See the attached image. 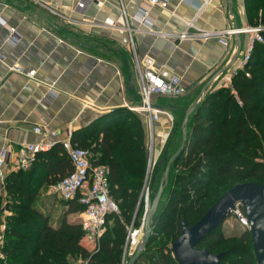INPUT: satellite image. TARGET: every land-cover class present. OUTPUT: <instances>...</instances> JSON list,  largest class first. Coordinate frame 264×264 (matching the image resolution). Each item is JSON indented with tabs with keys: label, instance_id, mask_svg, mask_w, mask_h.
<instances>
[{
	"label": "crops",
	"instance_id": "obj_1",
	"mask_svg": "<svg viewBox=\"0 0 264 264\" xmlns=\"http://www.w3.org/2000/svg\"><path fill=\"white\" fill-rule=\"evenodd\" d=\"M79 1L0 0V149L38 143L34 127L62 135L68 128L74 132L88 127L112 110L137 108L141 98L136 61L145 57L176 75L185 89L178 97H151L153 108L160 111L157 128L162 134L167 115L173 122V116L183 121L198 97L223 85L224 78L239 68L250 42L249 34H238L225 49L216 39L175 37L188 23L203 32L223 31L230 19L237 28L253 26L247 22L244 0H231L232 17L227 0H212L200 13L197 0H168L166 8L149 0H86L78 9ZM142 10L148 13V25L140 22ZM11 29L16 41L10 40ZM238 45L240 53L228 67ZM133 113L145 136L146 116ZM170 147L167 157L180 145L172 151ZM42 200L45 206L52 202ZM39 211L58 227L66 207L61 206L55 220L44 208ZM79 218V213L69 214L66 221L79 224Z\"/></svg>",
	"mask_w": 264,
	"mask_h": 264
},
{
	"label": "trees",
	"instance_id": "obj_2",
	"mask_svg": "<svg viewBox=\"0 0 264 264\" xmlns=\"http://www.w3.org/2000/svg\"><path fill=\"white\" fill-rule=\"evenodd\" d=\"M244 2L247 22L264 25V0ZM72 142L92 153V164L106 168L109 195L119 215L107 216L99 248L93 252L82 242L80 225L66 221L67 215L83 210L76 199L64 203L66 211L58 227H53L49 218L34 208L40 190L57 184L72 170L68 157L55 145L38 154L30 170L10 173L3 187L0 186V227L4 222L3 211L12 213L4 222L0 264H72L74 260L86 264H122L127 224L133 221L147 177L148 158L141 122L128 109L112 110L88 127L72 132ZM169 157L163 158V168L157 166L160 175ZM214 180L232 181L229 189L244 182L264 186V44H255L244 71H238L232 78L230 88L206 93L192 113L184 151L170 167L163 192L168 191V196L164 203H159L153 235L135 264H178L170 246L180 234L181 222L192 226L215 203L188 225L193 207L200 201L193 202L190 193L203 197ZM188 202L175 216L178 205L183 208ZM142 208L143 205L139 209L144 213ZM110 220L116 233V239L111 240L106 232ZM135 225L138 226L136 219ZM218 230L197 247L212 253L214 244H206L216 239ZM159 236L165 237L164 243L152 248ZM249 240L251 249L247 250L244 264H257L251 235ZM219 253L223 254L221 264L226 263L229 252Z\"/></svg>",
	"mask_w": 264,
	"mask_h": 264
},
{
	"label": "built area",
	"instance_id": "obj_3",
	"mask_svg": "<svg viewBox=\"0 0 264 264\" xmlns=\"http://www.w3.org/2000/svg\"><path fill=\"white\" fill-rule=\"evenodd\" d=\"M85 1L86 0H80L77 4V8L83 9ZM197 1L199 2L198 13H200L212 0ZM149 3L151 5L160 6L161 8H166L168 0H149ZM139 15L140 22L147 24L148 13L142 10ZM190 29H196L193 23H188L186 30L175 37L179 40L192 38V36L193 38L202 40L216 39L219 44L226 49L229 47V39L232 36L238 34L250 35V42L239 60V68L233 70L224 78L225 84H229L228 86H231V80L238 71H244L246 64L250 60L255 44H264V25L261 23L254 26L237 28L230 19L229 28L223 31L203 32L196 29L192 35ZM14 33L15 30L11 29V41H16ZM0 60H2L1 56ZM136 70L141 101L137 108L127 107V109L131 112L141 113L146 116L147 132L145 135V148L147 158H149L147 177L143 189L144 206H146V203L150 199L149 195L151 192L148 189L149 174L153 172L159 162L156 160L155 156L158 154L159 158H163V153L170 144L174 130L173 118L167 115L168 125L163 129L164 132H162V130V134H159L160 129L159 127L157 128V126L160 111L153 108L151 97L154 95L178 97L185 93V89L181 86L180 79L176 75L165 68L156 67L153 61L148 57L143 58L140 62L138 60L136 61ZM33 75L34 72L28 73V76L32 77ZM245 76L248 78L250 77L247 72H245ZM231 94L234 96L236 95L233 89H231ZM237 103L241 105L238 99ZM33 132L40 137L38 143L21 144L17 150H11L8 145L0 149V186L3 187L4 181L10 173L30 170L36 162L38 154L48 152L55 145H59L68 157L72 170L57 184L51 186V191L56 194L60 200L69 202L76 199L83 207L79 219V225L83 233L82 242L90 247V251L94 252L98 250L100 239L105 231L107 216L119 215L118 207L109 195L106 168L101 165L92 164V153L89 150L73 144L72 131L70 128L64 130L62 135L57 131L46 130L40 127H34ZM9 163L11 166L8 171L7 166ZM234 213L238 216L243 225L249 226L243 214L239 212L238 206L235 208ZM127 229L129 230L127 244L129 249H131V247H135L139 243V238L142 236V224L139 229L133 230L132 223ZM4 230L5 223L3 222L0 227V245L3 242ZM83 264L86 263L83 262Z\"/></svg>",
	"mask_w": 264,
	"mask_h": 264
},
{
	"label": "water",
	"instance_id": "obj_4",
	"mask_svg": "<svg viewBox=\"0 0 264 264\" xmlns=\"http://www.w3.org/2000/svg\"><path fill=\"white\" fill-rule=\"evenodd\" d=\"M229 14L233 16V4L231 0H227ZM240 53V45L238 51L228 67L236 61ZM227 68L221 70L217 75L225 72ZM206 85L202 93L207 89ZM217 89V88H216ZM201 97L194 102L191 108L185 112L183 121L180 125L181 145L178 150L169 157L164 165L161 173L158 189L151 199L144 206V192H142L137 211L143 205V222L142 237L136 246L134 254L129 258L127 264H135L141 253L147 247L153 229L158 219L157 211L161 201L163 192L168 184L170 167L173 162L181 156L188 135V119L199 105ZM168 148L165 149L163 157L167 156ZM164 159L158 162L157 166H162ZM156 167L150 177L148 189L152 191L155 178L158 174ZM239 206L243 210V216L249 224V232L252 240V248L257 264H264V186L258 182H244L237 184L223 195H221L215 203L201 216V218L192 226L188 227L184 221L181 222L180 234L172 242L170 250L174 259L178 264H221L222 253L212 254L207 249L197 247L198 244L212 234L216 229L220 228L225 219L234 212Z\"/></svg>",
	"mask_w": 264,
	"mask_h": 264
},
{
	"label": "rangeland",
	"instance_id": "obj_5",
	"mask_svg": "<svg viewBox=\"0 0 264 264\" xmlns=\"http://www.w3.org/2000/svg\"><path fill=\"white\" fill-rule=\"evenodd\" d=\"M224 84H225V81H223L222 86L219 85V88H230V86H228L229 84H227V83L225 85ZM230 92H231V90H230ZM173 117H174L175 121H174L173 135H172V138L170 141V145H171V147L169 148L170 151H172L174 148L177 149L178 144L181 145L180 125H181L182 121L181 120L179 121L178 118L176 119L175 116H173ZM148 160H149V158H148ZM161 168H163V165L161 166ZM151 174H152V172L149 174L150 177H151ZM160 176L161 175L159 172L155 178V181H154V184L152 187V191L150 192V195H149L150 199L153 197L156 190L158 189ZM150 177H149V180H150ZM259 180H260V178H259ZM215 183H217L216 180H214L212 182V185L207 189V191L203 197H199V196L195 195L194 192L190 193L191 200L193 199V202L199 201V200L200 201L196 205H194L195 207H193V212L191 214L192 218L190 220H188V225H191L192 223H194L197 220V217L198 216L200 217L215 202V200L224 191L229 189L233 184L232 181H228V180H219L217 185ZM148 186H149V182H148ZM1 193L4 196V203H5V197L6 196H5V193L3 192L2 189H1ZM166 195L168 196V191H167V193L166 192L163 193L161 204L164 203V201L166 199ZM43 197H47V200L52 201V202H49L45 206L46 203L44 200H42ZM64 203H65L64 201L60 200L57 197V195L51 191V188H49V189L47 188L38 194V197L36 198L33 206H34V208H37L38 210L39 209L41 210V208H44V212H46V214H48L53 220H55L54 218L56 216H58V214L60 212V208H61V206L64 205ZM188 204H189V202L186 203V205L183 208L180 205H178L177 209L174 212V215L176 216V215L180 214L179 212L183 211L184 208H186ZM52 206H53V209H52ZM142 209L144 210V206ZM238 209H239V212H241V209L239 206H238ZM136 210H137V207H136ZM136 210H135V213H136ZM53 211H54V214H52ZM137 212L138 213H137L135 218H134L135 213L133 215V221L130 224H127L128 225L127 227L129 228L130 225L132 223H134V221L136 219L138 226H136V225H135V227L133 226V230L139 229L141 227L142 222H143V211L141 212V209H139ZM11 214L12 213L9 211H3V221L5 222V218L8 216H11ZM182 216H181V218H182ZM107 226L108 227H107L106 232H108V239L109 240L116 239L115 238L116 233L114 230V222L112 220H110L107 223ZM126 233H127V235H126V239H125L122 264H127L129 258L134 254L135 249H136V246L131 247V249H129L128 244H127L128 243V237H129V230L128 229H126ZM216 236H217L216 239H212L206 244V245H208L210 243L214 244V250L212 253H214V255H216V254H219V252L227 251V252H229L228 253L229 255L227 257L226 263H224V264H244V260L247 259V250L251 249L250 243H249L250 242V240H249V236H250L249 235V226L243 225L240 222L238 216L233 212L222 223V225L219 228ZM141 237L139 238V242L141 240ZM164 238H165L164 236H159L155 245L152 248L159 246L161 243L163 244ZM77 262L83 264V262L81 260H74V262L72 264H77Z\"/></svg>",
	"mask_w": 264,
	"mask_h": 264
}]
</instances>
